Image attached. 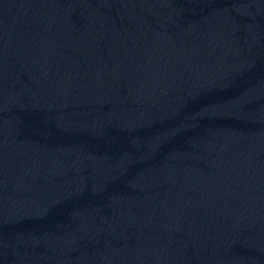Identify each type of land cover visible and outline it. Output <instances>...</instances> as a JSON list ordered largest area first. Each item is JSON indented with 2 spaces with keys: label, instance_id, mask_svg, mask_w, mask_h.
<instances>
[{
  "label": "water",
  "instance_id": "1",
  "mask_svg": "<svg viewBox=\"0 0 264 264\" xmlns=\"http://www.w3.org/2000/svg\"><path fill=\"white\" fill-rule=\"evenodd\" d=\"M191 0H0V253Z\"/></svg>",
  "mask_w": 264,
  "mask_h": 264
}]
</instances>
